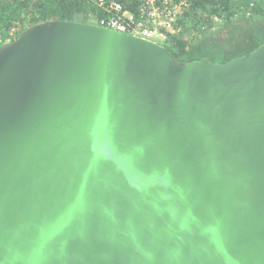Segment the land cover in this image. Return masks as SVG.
Masks as SVG:
<instances>
[{"label":"water","instance_id":"1","mask_svg":"<svg viewBox=\"0 0 264 264\" xmlns=\"http://www.w3.org/2000/svg\"><path fill=\"white\" fill-rule=\"evenodd\" d=\"M189 59L91 21L0 47V264H264V41Z\"/></svg>","mask_w":264,"mask_h":264},{"label":"trees","instance_id":"2","mask_svg":"<svg viewBox=\"0 0 264 264\" xmlns=\"http://www.w3.org/2000/svg\"><path fill=\"white\" fill-rule=\"evenodd\" d=\"M120 1L136 13L140 10L139 0ZM101 12L93 0H0V47L35 23L51 19L91 21ZM214 18L221 20L220 25L215 24ZM241 27L245 28L238 33ZM174 28L175 32L164 31V45L174 50L178 58L189 59L208 47L222 50V59H228L264 41V0H187ZM186 34L192 35V43ZM234 39L236 49L229 50Z\"/></svg>","mask_w":264,"mask_h":264},{"label":"built area","instance_id":"3","mask_svg":"<svg viewBox=\"0 0 264 264\" xmlns=\"http://www.w3.org/2000/svg\"><path fill=\"white\" fill-rule=\"evenodd\" d=\"M102 12L91 22L150 40L174 30V23L187 5V0H139L136 13L120 0H93Z\"/></svg>","mask_w":264,"mask_h":264},{"label":"rangeland","instance_id":"4","mask_svg":"<svg viewBox=\"0 0 264 264\" xmlns=\"http://www.w3.org/2000/svg\"><path fill=\"white\" fill-rule=\"evenodd\" d=\"M25 16H26V14H25ZM26 17H28V16H26ZM260 19V21H261V18H259ZM214 22H215V24L216 25H220V23H221V20H218L217 18H214ZM259 22V21H258ZM18 28H20V26L19 27H17V29L16 30H19ZM245 27H241L239 30H238V28L236 29V30H238V33H240L241 31H243V29H244ZM174 30H172V32H175V28H173ZM260 33V32H259ZM191 36L192 35H190V34H186L185 35V37H186V39L188 40V42L189 43H192L193 42V39H191ZM194 36V35H193ZM153 40L154 41H156V42H158V43H161V44H164L165 43V40H166V33H164V35H163V37H158V36H156V37H154L153 38ZM231 44H229V50H234V49H236V40L234 39L232 42H230ZM235 43V44H234ZM202 48H204L203 46L200 48V49H202ZM222 50H212V49H210V48H204L202 51H199V52H206V53H209V54H213L214 56V58L215 59H217V60H222V58H223V52H221Z\"/></svg>","mask_w":264,"mask_h":264},{"label":"crops","instance_id":"5","mask_svg":"<svg viewBox=\"0 0 264 264\" xmlns=\"http://www.w3.org/2000/svg\"><path fill=\"white\" fill-rule=\"evenodd\" d=\"M93 18H94V17H93ZM93 18H91L90 20L92 21Z\"/></svg>","mask_w":264,"mask_h":264}]
</instances>
